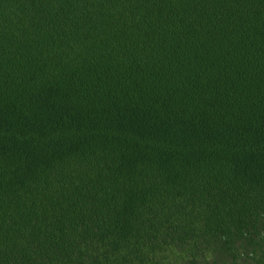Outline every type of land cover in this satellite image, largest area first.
I'll use <instances>...</instances> for the list:
<instances>
[{"label":"trees","instance_id":"16d2710c","mask_svg":"<svg viewBox=\"0 0 264 264\" xmlns=\"http://www.w3.org/2000/svg\"><path fill=\"white\" fill-rule=\"evenodd\" d=\"M0 264H264V0H0Z\"/></svg>","mask_w":264,"mask_h":264}]
</instances>
